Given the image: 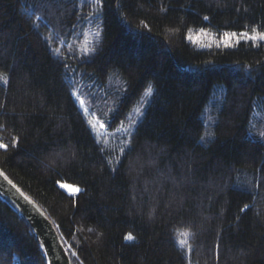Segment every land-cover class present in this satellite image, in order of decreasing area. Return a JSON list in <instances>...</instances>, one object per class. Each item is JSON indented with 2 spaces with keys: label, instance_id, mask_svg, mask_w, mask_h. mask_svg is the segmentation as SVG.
Returning a JSON list of instances; mask_svg holds the SVG:
<instances>
[{
  "label": "trees",
  "instance_id": "trees-1",
  "mask_svg": "<svg viewBox=\"0 0 264 264\" xmlns=\"http://www.w3.org/2000/svg\"><path fill=\"white\" fill-rule=\"evenodd\" d=\"M253 27L264 0H0V169L72 264H264V41H188ZM80 99L113 135L138 118L128 140L101 142ZM0 264H49L1 196Z\"/></svg>",
  "mask_w": 264,
  "mask_h": 264
},
{
  "label": "water",
  "instance_id": "water-1",
  "mask_svg": "<svg viewBox=\"0 0 264 264\" xmlns=\"http://www.w3.org/2000/svg\"><path fill=\"white\" fill-rule=\"evenodd\" d=\"M0 196L9 200L34 231L49 264H72L63 238L48 212L32 196L16 184L2 169Z\"/></svg>",
  "mask_w": 264,
  "mask_h": 264
},
{
  "label": "snow or ice",
  "instance_id": "snow-or-ice-1",
  "mask_svg": "<svg viewBox=\"0 0 264 264\" xmlns=\"http://www.w3.org/2000/svg\"><path fill=\"white\" fill-rule=\"evenodd\" d=\"M96 2L98 4L103 3V0H96ZM205 20H208V17H204ZM97 36L99 35V32L96 33ZM214 35V34H213ZM201 36H207L209 37V39H212V36H210L209 33L205 32L204 29H200L199 33L193 37L192 35V30L189 29L188 30V39L189 40H194V42L196 43H200L202 44L203 47H212V43H203V41L200 39ZM244 39L245 41H253L254 43L260 42V41H264V32L258 31L256 27H253L251 32L245 31L240 33L239 35H237V33H229V32H225L223 33V37L222 39L216 43V47H220V46H224V47H235L236 45H238L240 43V40ZM84 54L87 55L90 52H94L95 49L94 48H85L84 50ZM57 53H59V49H57ZM0 80H3L5 83H7L6 78L4 77L3 74H0ZM151 91V90H149ZM81 104L84 103L83 99H81ZM89 123L92 125V127L95 129L96 128V124H93L92 121H89ZM103 126V125H101ZM15 144V141H14ZM8 144L4 143L2 140H0V149H4L7 150L8 149ZM0 175H3L2 172H0ZM61 188H64L70 195L75 196L76 194H78L81 190L79 187H74L72 185H68V184H64L61 183L60 184ZM89 231H91V229H89ZM181 236H183V239H178V243L181 247H183L186 243H187V237L190 235L189 232L184 231L183 233H180ZM126 240L128 241H133L135 240V237L133 236L132 233H128L125 237ZM190 250V249H189Z\"/></svg>",
  "mask_w": 264,
  "mask_h": 264
},
{
  "label": "rangeland",
  "instance_id": "rangeland-1",
  "mask_svg": "<svg viewBox=\"0 0 264 264\" xmlns=\"http://www.w3.org/2000/svg\"><path fill=\"white\" fill-rule=\"evenodd\" d=\"M205 32H207V33H209L210 34V36H212V39H209V37H207V36H201L200 37V39L203 41V43H212V47H210V48H208V47H203L202 46V44H200V43H196V42H194V40H189L188 39V41L189 42H191L194 46H196L197 48H199V49H211V48H234V47H224L223 45L222 46H220V47H216V43L217 42H219L221 39H222V37H223V33H225V32H223V33H217V32H209V31H207V30H204ZM249 32V31H248ZM199 33V30L198 31H194V32H192V35H193V37H195L197 34ZM214 34V35H213ZM240 33H237V35H239ZM242 42H253V41H245L244 39H241L240 40V43H242ZM88 43H91V41H87L83 46H81L83 49H85V46L86 45H88ZM239 43V44H240ZM258 43V42H257ZM238 44V45H239ZM237 46V45H236ZM235 46V47H236ZM87 47V46H86ZM150 94H151V92H148L147 93V95H146V97L143 99V101H142V105L141 106H139V108L136 110V112L135 113H139L140 114V111L142 110V112H141V114L139 115L140 117H142V115H143V113H144V111H145V109L147 108V106H148V103H149V97H150ZM77 99H79L78 98V96L76 97ZM79 101H81V99L79 100ZM80 105H81V108L83 109V111H84V113H85V115L88 117V119H89V121H92V123L93 124H96V128L94 129L93 127H92V125H91V128H92V130L94 131V133L96 134V136L100 139V141L101 142H103V143H107V141H110V140H112L111 142L112 143H115V144H118V142L120 143V142H125V141H127L128 140V138H127V136L129 135L128 133H129V130L128 129H134L135 128V126H136V124H137V122H138V118H135L133 121H132V123L129 125V127L128 128H121L119 131H117L116 132V134H114L113 135V132H111L109 129H108V127H107V125H106V122H104L101 118H99V117H96V116H90L89 115V113H88V110L86 109V107H85V103H83V104H81V102H80ZM139 117V118H140ZM101 125H103V126H101ZM61 183H64V184H68V185H72V186H74V187H79L80 188V190L82 191L83 190V188L80 186V185H77V184H73V183H70V182H67V181H60L59 182V186H60V184ZM61 189H63L64 191H66L64 188H61ZM80 191V192H81ZM67 192V191H66ZM79 192V193H80ZM68 193V192H67ZM78 193V194H79ZM69 194V193H68ZM78 194H76V195H78Z\"/></svg>",
  "mask_w": 264,
  "mask_h": 264
}]
</instances>
